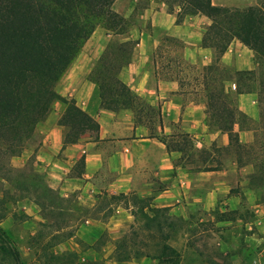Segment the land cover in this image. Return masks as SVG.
<instances>
[{"label":"crops","instance_id":"0c3cea01","mask_svg":"<svg viewBox=\"0 0 264 264\" xmlns=\"http://www.w3.org/2000/svg\"><path fill=\"white\" fill-rule=\"evenodd\" d=\"M212 2L236 8L254 3L253 0ZM131 11L124 17L128 18ZM142 17L145 20H141V26L131 25L124 34H114L97 26L55 86L60 96L74 99L80 109L98 122L99 131L87 132L76 143L64 146L68 128L59 124V119L65 105L55 101L47 119L38 124L33 135L35 141H29L20 155L12 157L11 165L21 170L34 160L33 164L44 174L48 185L58 188L64 196L73 192L87 196L91 198L92 206L103 196H136L147 200L151 208H167L170 215L183 220H203L213 211L237 208L235 204L239 197L231 190L244 184L241 176L248 177L254 171L252 165L239 166L235 157L217 169L206 170L204 165L194 170L186 163L184 150L167 146L181 144L176 138L183 134L191 137L197 146L205 145L207 149L220 139L223 146L229 143L227 134L209 124L204 101L187 97V86L181 83V77H177L182 68L174 72L172 61L164 66L161 61L171 56L167 51L163 54L165 38L168 42L165 48H170L171 41L180 42L181 60L210 63L214 52L202 46V38L211 20L197 14L187 15L177 23V16L168 11L165 3L158 2L152 3ZM130 40H136L137 44L130 63L123 66L119 78L141 99L143 108L140 111L109 110L101 105L98 86L89 79V74L113 41ZM252 59V51L236 39L222 57L225 65L235 63L239 70L252 69ZM235 89L233 83V88L227 87V92L239 109L251 119L259 120L257 95L236 94ZM239 138L241 143H250L254 131L240 130ZM205 164L216 167L209 160ZM26 200L21 211L41 220L38 203L29 198ZM256 206L260 211L259 205ZM133 210L129 202L125 207L118 205L107 222L99 218L88 221L96 240L109 229L111 237L106 244L113 246L112 253L116 240L113 233L119 232L118 228L124 223L135 221ZM141 258L113 262L142 264ZM232 259L236 262L238 257Z\"/></svg>","mask_w":264,"mask_h":264},{"label":"trees","instance_id":"16d2710c","mask_svg":"<svg viewBox=\"0 0 264 264\" xmlns=\"http://www.w3.org/2000/svg\"><path fill=\"white\" fill-rule=\"evenodd\" d=\"M114 2L0 0V178L4 181H12L11 175L17 170L11 165V158L22 153L38 124L51 113L55 101L65 105L59 119V124L68 128L64 146L76 143L87 132L99 131L98 122L80 109L74 99L60 96L55 86L97 26L114 34L128 31L130 21L113 9ZM178 6L177 23L187 15L197 14L211 20L202 38V46L214 52L213 61L204 66L202 72L207 119L211 126L228 135L229 143L225 147L236 148L238 165H253L249 183L261 190L264 202V0L242 9L218 6L212 0H179ZM235 39L252 51V69H233L231 72L221 62ZM136 44V40H130L118 43L115 48L109 45L89 74V79L98 86L101 105L106 109L140 111L143 108L141 99L119 78L123 66L131 61ZM228 81L235 84L236 94L257 95L259 120L251 119L237 107L227 92ZM245 129L254 131L250 143L240 142L239 131ZM183 136L188 137L187 134ZM184 144L167 146L185 151ZM200 168L195 166L193 169ZM215 168L218 167L205 166L206 170ZM130 197L135 205L140 204L137 211L133 210L135 220L142 219L145 230L153 231L155 228L157 233H163L165 222L161 217H167L169 210L151 208L147 200ZM7 214V202L2 196L0 222ZM167 237L165 235V239ZM114 244L112 258L115 261L146 256L139 251L132 253L126 239L115 240ZM53 246L49 244L36 249L41 264H104L103 259L81 260L76 252L56 254L51 250ZM164 250L178 256L169 246H164ZM0 254L11 255L19 261L10 234L1 226Z\"/></svg>","mask_w":264,"mask_h":264},{"label":"rangeland","instance_id":"374dc122","mask_svg":"<svg viewBox=\"0 0 264 264\" xmlns=\"http://www.w3.org/2000/svg\"><path fill=\"white\" fill-rule=\"evenodd\" d=\"M261 1L263 0H253V5ZM155 2L165 3L168 11L177 16L179 0H115L113 9L122 16L132 9L127 18L130 26H141L145 20L142 15ZM147 28L149 29V23ZM163 40V54L167 51L171 56L162 59V65H169L172 61L174 72L182 68V73L177 74V77H181V83L187 86V97L203 100V67L209 65L214 56L207 64L185 62L179 57L180 42L171 41L168 44L170 48H165L168 42L165 38ZM118 43L113 41L111 47L115 48ZM221 62L223 63L222 60ZM227 67L231 72L236 69L235 63ZM226 86L232 89L233 82L228 81ZM176 139L181 140L182 144L187 142L183 145L185 161L193 168L207 166L205 162L208 160L213 166L220 167L233 161L236 156V148L232 146L226 149L221 139L208 149L205 145L197 146L191 137L179 136ZM33 140L35 141L34 138L31 141ZM33 162L31 160L27 167L15 171L10 182L0 178V197H5L8 208L7 217L0 222V226L8 231L19 254V261L11 255L0 254V264H41L37 259L36 249L49 244H54L51 250L56 254L76 252L81 260L103 258L104 264H116L112 258L113 246L106 244L111 237L109 229H105L102 238L97 241L88 221L99 218L107 222L118 205L125 207L130 202L134 211H137L140 204L135 205L130 196L124 198L120 195L111 198L103 196L92 206L91 198L77 192L64 196L58 188L48 185L44 174L37 170ZM241 180L244 184L231 190V193L239 197L238 204H235L237 208L213 211L206 214L203 220H183L168 213L167 217H161V221L165 222L163 233H157L155 228L153 231L145 230L142 219L133 220L121 225L119 232L113 233V237L116 240H128L132 253L139 251L146 254L141 258L142 264H235L264 247L262 192L250 185L249 176L242 175ZM27 198L38 203L41 220L21 211ZM256 205H259L260 211ZM68 235L72 236L66 239ZM165 235H168L166 239ZM164 246L175 250L178 256L170 250L165 251ZM233 256L238 257L236 262L232 261Z\"/></svg>","mask_w":264,"mask_h":264},{"label":"built area","instance_id":"2783aa9c","mask_svg":"<svg viewBox=\"0 0 264 264\" xmlns=\"http://www.w3.org/2000/svg\"><path fill=\"white\" fill-rule=\"evenodd\" d=\"M235 264H264V247L256 250L245 259H240Z\"/></svg>","mask_w":264,"mask_h":264}]
</instances>
